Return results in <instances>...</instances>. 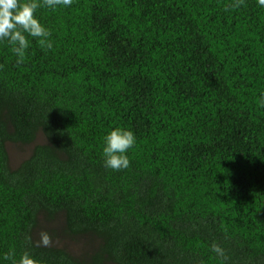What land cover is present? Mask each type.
<instances>
[{"label":"trees","instance_id":"1","mask_svg":"<svg viewBox=\"0 0 264 264\" xmlns=\"http://www.w3.org/2000/svg\"><path fill=\"white\" fill-rule=\"evenodd\" d=\"M230 3L74 0L37 12L51 50L0 43V260L264 264V9Z\"/></svg>","mask_w":264,"mask_h":264},{"label":"clouds","instance_id":"2","mask_svg":"<svg viewBox=\"0 0 264 264\" xmlns=\"http://www.w3.org/2000/svg\"><path fill=\"white\" fill-rule=\"evenodd\" d=\"M74 0H0V43H7L11 52L17 57V64H21L29 48L27 37L36 39L41 48L51 50L53 42L51 30L46 28L37 16L38 10L46 8L56 10L69 8ZM246 0H231L225 10L239 9L245 6ZM259 8L264 9V0H256ZM259 107L264 108V96L260 98ZM136 144L135 134L123 128H115L104 137L103 160L106 168L114 171L127 169L130 160L127 153ZM50 240L43 234L42 243L47 246ZM211 251L219 258L226 259L225 249L218 243L211 245ZM3 261L10 264H36L29 253L25 252L17 261L14 251L4 254Z\"/></svg>","mask_w":264,"mask_h":264},{"label":"rangeland","instance_id":"3","mask_svg":"<svg viewBox=\"0 0 264 264\" xmlns=\"http://www.w3.org/2000/svg\"><path fill=\"white\" fill-rule=\"evenodd\" d=\"M43 141L44 138L40 136L38 139V143H42ZM33 148H34V144L22 145V144L9 143L8 151L11 157V165L13 167H17L23 160H25L31 155ZM57 242L60 244L59 240Z\"/></svg>","mask_w":264,"mask_h":264}]
</instances>
